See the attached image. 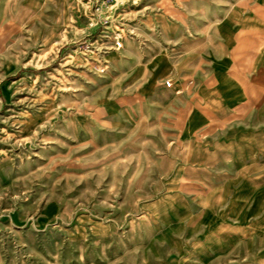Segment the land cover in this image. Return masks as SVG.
<instances>
[{
    "label": "rangeland",
    "instance_id": "374dc122",
    "mask_svg": "<svg viewBox=\"0 0 264 264\" xmlns=\"http://www.w3.org/2000/svg\"><path fill=\"white\" fill-rule=\"evenodd\" d=\"M92 1L0 0V264H264V0ZM220 64L225 160L154 106Z\"/></svg>",
    "mask_w": 264,
    "mask_h": 264
},
{
    "label": "crops",
    "instance_id": "0c3cea01",
    "mask_svg": "<svg viewBox=\"0 0 264 264\" xmlns=\"http://www.w3.org/2000/svg\"><path fill=\"white\" fill-rule=\"evenodd\" d=\"M224 66L220 64L222 68L213 75L176 77L170 88L165 87L162 80L154 75V106L160 107L162 114L166 115H174L175 108L178 109L175 115L178 116L180 137L185 148L216 146L221 148L225 160L230 156L229 148L233 144L230 124L238 120V115L231 108L236 106L237 95L241 91L246 89L249 92L248 84H252L253 89L254 76H249L246 71L230 74L223 70ZM235 83L239 86L232 85ZM234 93L238 94L233 96ZM159 98L166 99L158 103ZM216 107L220 113L215 112ZM168 122L174 126V120ZM191 156L185 161L192 163L199 160ZM170 157V160L178 161Z\"/></svg>",
    "mask_w": 264,
    "mask_h": 264
},
{
    "label": "built area",
    "instance_id": "2783aa9c",
    "mask_svg": "<svg viewBox=\"0 0 264 264\" xmlns=\"http://www.w3.org/2000/svg\"><path fill=\"white\" fill-rule=\"evenodd\" d=\"M81 1L86 2L87 4H90V8H93V1L92 0H81ZM116 46L119 48L121 46L120 42L117 41ZM164 85H165V87L170 88L171 82L169 80H166L164 82Z\"/></svg>",
    "mask_w": 264,
    "mask_h": 264
}]
</instances>
